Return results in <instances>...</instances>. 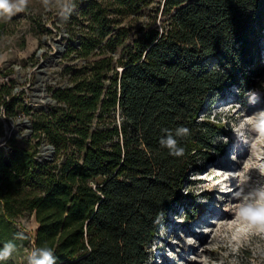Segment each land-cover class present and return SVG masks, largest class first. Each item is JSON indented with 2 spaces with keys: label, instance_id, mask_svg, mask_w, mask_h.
Returning a JSON list of instances; mask_svg holds the SVG:
<instances>
[{
  "label": "trees",
  "instance_id": "1",
  "mask_svg": "<svg viewBox=\"0 0 264 264\" xmlns=\"http://www.w3.org/2000/svg\"><path fill=\"white\" fill-rule=\"evenodd\" d=\"M153 1L71 0L64 55L83 61L65 66L50 107L33 110L13 79L0 83L2 216L33 213V248L51 247L58 264H148L160 223L192 200L188 171L222 152L224 126L202 113L263 72L264 0H158L161 25L131 34L124 19ZM21 112L29 135L7 136ZM180 126L190 134L176 137L178 158L159 141ZM43 142L51 158L38 155Z\"/></svg>",
  "mask_w": 264,
  "mask_h": 264
},
{
  "label": "rangeland",
  "instance_id": "2",
  "mask_svg": "<svg viewBox=\"0 0 264 264\" xmlns=\"http://www.w3.org/2000/svg\"><path fill=\"white\" fill-rule=\"evenodd\" d=\"M157 1L154 0L152 4L142 7L124 19L123 23L131 28V34L141 31V28L146 25H161L163 18L161 7L158 11L154 10ZM57 13L58 7L55 5V0H52L47 8L42 4V0H30L24 13L16 14L11 19L0 18V67L9 72L8 75H0V83L13 79V90L22 93L25 102L37 103V105L30 106L33 110L48 108L54 104L44 97L46 95L52 97L53 88L68 83L69 72L65 71L67 64L83 61L81 57L70 60L69 57L76 55L74 50L69 56H65L64 51L55 54L59 47L57 42L59 34L65 32L66 35H63V38L70 35L66 22L62 20L64 17L58 16ZM262 32L264 34V29ZM75 46L78 47V44L76 43ZM259 47L263 72L259 76L250 75L249 78H253V84L248 86L231 84L202 113L208 114L210 119L219 120V123L224 126V130L215 136L217 147L221 148L222 152L214 150L210 160H201L197 168L188 171L189 181L181 188V193L191 194L192 197L184 198L192 200L185 201L184 203L188 205H180L177 210L169 213L167 220L160 223L149 248L148 264H190L189 257L197 255L198 248L186 245V239L192 237L203 247L210 239V234L204 229L215 226L213 219L228 216V213L223 210L232 203L228 191L221 192L218 188L212 191H201L200 189L202 186L218 181L220 173L238 171L245 161H248L250 157L254 158L257 154L249 146L236 140L231 130L230 119H222L218 110L237 103L241 106L240 111L247 114L264 109V36ZM119 52L120 49L114 54L117 56ZM43 76L45 77L41 79ZM39 88L44 91L41 98L37 96ZM252 90L258 93L255 104L249 103ZM23 117L30 120V114L21 112L6 123L7 136L18 134L20 138L29 135V127L23 124V121L16 125L12 123L14 119ZM9 128L12 131L11 134H9ZM38 149V155H40L42 143L39 144ZM258 150L264 152V146H258ZM227 183L229 187H234V181L229 180ZM187 211L191 214L190 217L186 215ZM2 213L0 205V240L4 243L14 240L17 232H24L27 236V239L14 241L19 251L14 256L13 262L14 264H25L27 251L33 248L37 227L34 214L26 213L14 220H6ZM178 220L183 222L179 223ZM206 254L216 256V253ZM251 260L250 251L241 252L239 264H250Z\"/></svg>",
  "mask_w": 264,
  "mask_h": 264
},
{
  "label": "clouds",
  "instance_id": "3",
  "mask_svg": "<svg viewBox=\"0 0 264 264\" xmlns=\"http://www.w3.org/2000/svg\"><path fill=\"white\" fill-rule=\"evenodd\" d=\"M30 0H0V18L11 19L16 14L24 13ZM52 0H42L47 8ZM71 0H55L58 16L67 19L72 10ZM258 93L252 90L249 103H257ZM237 103L227 108H221L218 113L221 118H228L232 124V132L236 140L249 146L257 154L245 161L242 168L235 172L220 173V179L211 185L201 187V191H228L232 203L223 210L228 213L226 218L213 219L214 227L204 229L210 234V239L203 247L192 237L186 239V245L198 248V254L189 257L190 264H239L242 251H250V264H264V152L258 146H264V109L253 111L251 114L240 111ZM3 116V113H0ZM27 122V117L17 118L13 125ZM166 135L159 143L168 150L169 155L183 157L185 149L178 145L176 137L188 136L190 130L180 126L175 130V136L165 129ZM229 180L234 181V187H229ZM95 187V185H93ZM206 203V201H202ZM163 215L157 216L154 223H159ZM175 219V218H174ZM182 223V220H178ZM24 232H17L14 240H9L0 247V264H9L19 249L15 240H24ZM216 253L212 256L206 253ZM25 264H58L57 257L51 247H35L27 251Z\"/></svg>",
  "mask_w": 264,
  "mask_h": 264
},
{
  "label": "water",
  "instance_id": "4",
  "mask_svg": "<svg viewBox=\"0 0 264 264\" xmlns=\"http://www.w3.org/2000/svg\"><path fill=\"white\" fill-rule=\"evenodd\" d=\"M57 42H58L59 47H58V50H57V52L55 54H59V53L63 52L64 49H65L66 40H64L62 33L58 36ZM46 98L49 99L52 102L55 101L52 97H50L48 95H46ZM28 104H29V106H31V105H37L36 102H34V103L33 102H30ZM23 124H26L29 127V131H31V122H30L29 119H27V122L26 123L23 122ZM9 130H10V128H9ZM11 133H12V131L10 130V133L9 134H11ZM4 143H5V141H3L1 144L4 145ZM5 148L6 149H9L8 146H5ZM45 150H47L48 152L46 153ZM52 152H53V146L50 143L43 142L42 143L41 154L43 156H45L46 158H51Z\"/></svg>",
  "mask_w": 264,
  "mask_h": 264
},
{
  "label": "bare ground",
  "instance_id": "5",
  "mask_svg": "<svg viewBox=\"0 0 264 264\" xmlns=\"http://www.w3.org/2000/svg\"><path fill=\"white\" fill-rule=\"evenodd\" d=\"M46 76V75H45ZM45 76H43V77H41V79L42 78H44ZM44 94V91L42 90V88H39V90L37 91V96H38V98H41L42 97V95ZM46 97H44V99H45ZM47 99V98H46ZM46 151V150H45ZM46 153H47V151H46ZM217 219V218H216Z\"/></svg>",
  "mask_w": 264,
  "mask_h": 264
},
{
  "label": "built area",
  "instance_id": "6",
  "mask_svg": "<svg viewBox=\"0 0 264 264\" xmlns=\"http://www.w3.org/2000/svg\"><path fill=\"white\" fill-rule=\"evenodd\" d=\"M60 34H61V33H60ZM60 34H59V35H60ZM62 34H63V35H66V33H65V32H64V33L62 32Z\"/></svg>",
  "mask_w": 264,
  "mask_h": 264
}]
</instances>
